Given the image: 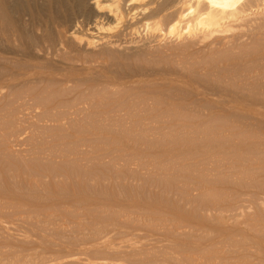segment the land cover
<instances>
[{
    "label": "rangeland",
    "instance_id": "374dc122",
    "mask_svg": "<svg viewBox=\"0 0 264 264\" xmlns=\"http://www.w3.org/2000/svg\"><path fill=\"white\" fill-rule=\"evenodd\" d=\"M85 1L0 0V264H264V16Z\"/></svg>",
    "mask_w": 264,
    "mask_h": 264
},
{
    "label": "bare ground",
    "instance_id": "6f19581e",
    "mask_svg": "<svg viewBox=\"0 0 264 264\" xmlns=\"http://www.w3.org/2000/svg\"><path fill=\"white\" fill-rule=\"evenodd\" d=\"M127 1H129L130 4L133 5L136 3L144 2V0H127ZM152 2L153 4H156L155 1ZM90 3L92 5V10L94 8L97 12L101 14L99 18L97 17L94 20L93 23L94 27H97L100 24L101 22L100 19L102 17L103 19H109V17L112 16L114 20H120L122 17L127 16L130 18L131 17L130 15H132L129 13L123 15L122 8L124 7L122 8L119 7V0H106V2H103L102 0H91ZM79 5L82 8L86 7V1L80 0ZM173 7H178L176 13H174L171 16H167L166 18H170L169 28L171 30V33H177L176 38L181 37V33H179L177 29L183 21L185 22V28L187 30V33H189L190 36L193 37L196 36V34L198 35L199 33H201L203 36L202 38L205 37L207 38V36H210L217 31L220 32L221 29L220 28L218 29V26L225 24V22H227L228 19L231 17L235 16L240 18V17H247L257 14H262L264 16V0H175ZM150 8L151 7L148 6L140 7V10L145 11L147 9L150 10ZM103 9H106L107 13H103L102 12ZM134 9L135 10L139 9V7H133V10ZM184 10H186L187 13L186 12L184 13ZM188 14L190 16L189 19L187 20L185 16H187ZM160 16H161L160 14L151 13L149 14L148 17H145V19L149 17H155L160 20L159 18ZM132 17L134 16L132 15ZM91 32L93 33V31L90 32L88 31L87 33L89 34ZM76 37L80 38L79 36ZM89 38H87V43L89 45L91 44L93 45V43H95V40ZM110 43L112 44V42Z\"/></svg>",
    "mask_w": 264,
    "mask_h": 264
}]
</instances>
